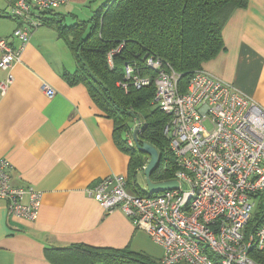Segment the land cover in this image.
Wrapping results in <instances>:
<instances>
[{"label":"crops","instance_id":"crops-1","mask_svg":"<svg viewBox=\"0 0 264 264\" xmlns=\"http://www.w3.org/2000/svg\"><path fill=\"white\" fill-rule=\"evenodd\" d=\"M87 1L69 0L46 16L66 20V9ZM13 3L0 0V36L16 45ZM222 36L224 49L203 69L264 109V0L236 8ZM75 70L71 48L48 23L33 32L12 70L13 82L5 92L0 89V159L12 162L13 185L42 192L35 221L9 216L0 200V264H52L45 247L73 243L147 253L150 236L121 209L108 212L88 194L106 176L128 178L130 156L115 141L113 119L96 105L87 86L65 78ZM6 75L0 67V83ZM44 84L56 90L53 97ZM131 188L144 191L138 184Z\"/></svg>","mask_w":264,"mask_h":264},{"label":"built area","instance_id":"built-area-1","mask_svg":"<svg viewBox=\"0 0 264 264\" xmlns=\"http://www.w3.org/2000/svg\"><path fill=\"white\" fill-rule=\"evenodd\" d=\"M68 1L14 0L10 15L17 24V44L0 36V67L7 73L2 92L13 82L12 70L33 32ZM122 47L108 53L110 67ZM146 66L155 76L141 74L128 62L118 85L128 90L154 84L153 103L168 116L164 133L175 164L174 175L163 181L177 180L179 187L159 193L133 190L125 175L112 174L88 194L108 212L121 209L162 246L156 264H258L251 251L264 249V221L247 230L259 198L264 201V109L203 68L184 89L181 74L169 64L149 56ZM43 89L50 98L56 93L48 84ZM142 125L135 120L132 129L138 132ZM12 170L10 160L0 159V200L9 216L35 221L42 192L13 185Z\"/></svg>","mask_w":264,"mask_h":264},{"label":"trees","instance_id":"trees-1","mask_svg":"<svg viewBox=\"0 0 264 264\" xmlns=\"http://www.w3.org/2000/svg\"><path fill=\"white\" fill-rule=\"evenodd\" d=\"M247 5L248 0H107L95 10L90 29H86V21L68 25L58 15L44 17L45 24L58 30L74 55L76 70L65 73V78L71 84H85L96 105L113 119L115 141L130 156V186L137 185L138 171L150 159L139 149L136 140L135 146H130L124 137L135 120L143 124L136 132L138 143H150L159 151L160 162L151 173L152 181L171 178L175 164L164 133L168 116L154 107V84L123 89L118 82L125 77V65L133 62L141 74L155 76V70L146 66V58L154 56L181 74L180 83L185 89L194 72L224 49L222 29L232 12ZM120 45L123 47L114 55L112 68L108 53ZM252 219L248 224L252 230L264 221L262 197ZM44 252L52 264H156L158 261L129 246L73 243L64 247L46 246ZM251 256L258 264H264V249L252 250Z\"/></svg>","mask_w":264,"mask_h":264},{"label":"rangeland","instance_id":"rangeland-1","mask_svg":"<svg viewBox=\"0 0 264 264\" xmlns=\"http://www.w3.org/2000/svg\"><path fill=\"white\" fill-rule=\"evenodd\" d=\"M107 0H88L86 4H81L79 8H69L65 10L64 15H66V24L70 25L77 21H86L87 28L90 29L92 26L91 20L95 10L101 7ZM69 10V12H68ZM70 13V14H69ZM16 24L15 22L12 24V28L14 29ZM13 31V30H12ZM156 107V106H154ZM135 124V123H134ZM134 126V125H133ZM127 134V135H126ZM125 134V138L127 144L130 146H135V138H134V130L131 128L128 133ZM149 163V162H148ZM136 182L142 190H147L146 176H145V168L142 167L137 174ZM253 221V219L251 220ZM252 227H250L247 232H251ZM146 246L148 247L146 252L148 255L154 258H160L163 255V248L161 245L154 242L150 237L146 242Z\"/></svg>","mask_w":264,"mask_h":264},{"label":"water","instance_id":"water-1","mask_svg":"<svg viewBox=\"0 0 264 264\" xmlns=\"http://www.w3.org/2000/svg\"><path fill=\"white\" fill-rule=\"evenodd\" d=\"M137 130L134 131V138L137 142L139 149L150 156V161L145 167V176L147 183V191L150 193H159L165 190L174 189L179 187V182L177 180H166L160 182H154L151 179L152 171L159 165L160 155L158 149L150 143H138V138L136 134Z\"/></svg>","mask_w":264,"mask_h":264}]
</instances>
